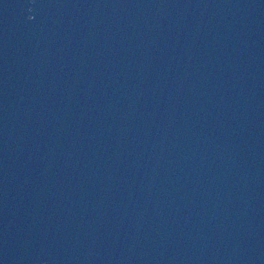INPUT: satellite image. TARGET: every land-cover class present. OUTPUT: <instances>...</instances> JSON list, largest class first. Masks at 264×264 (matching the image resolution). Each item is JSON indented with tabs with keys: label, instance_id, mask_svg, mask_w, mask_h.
Returning <instances> with one entry per match:
<instances>
[{
	"label": "water",
	"instance_id": "water-1",
	"mask_svg": "<svg viewBox=\"0 0 264 264\" xmlns=\"http://www.w3.org/2000/svg\"><path fill=\"white\" fill-rule=\"evenodd\" d=\"M0 264H264V0H0Z\"/></svg>",
	"mask_w": 264,
	"mask_h": 264
}]
</instances>
